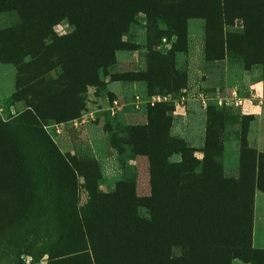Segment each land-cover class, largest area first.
<instances>
[{"label": "rangeland", "instance_id": "rangeland-1", "mask_svg": "<svg viewBox=\"0 0 264 264\" xmlns=\"http://www.w3.org/2000/svg\"><path fill=\"white\" fill-rule=\"evenodd\" d=\"M224 2L0 0V264H264V0Z\"/></svg>", "mask_w": 264, "mask_h": 264}, {"label": "built area", "instance_id": "built-area-1", "mask_svg": "<svg viewBox=\"0 0 264 264\" xmlns=\"http://www.w3.org/2000/svg\"><path fill=\"white\" fill-rule=\"evenodd\" d=\"M250 99L257 101L259 105L264 102V89H263V81H260V87L253 88L250 91ZM183 99V98H182ZM199 101L204 107L208 105V102H213L218 107H233V108H242L245 104V100L243 97L240 96L239 91L234 89L230 91L228 97H216L214 99L208 98L206 95L199 93L196 95L195 98ZM154 101H161L158 97Z\"/></svg>", "mask_w": 264, "mask_h": 264}, {"label": "trees", "instance_id": "trees-1", "mask_svg": "<svg viewBox=\"0 0 264 264\" xmlns=\"http://www.w3.org/2000/svg\"><path fill=\"white\" fill-rule=\"evenodd\" d=\"M224 0H220V8L222 11H224ZM262 53H263V60H264V47L262 49ZM264 62V61H263ZM262 73H263V78H262V81H263V89H264V63H262ZM264 155V154H263ZM258 172V168L256 167V174ZM254 174V173H253ZM255 180V186L256 185V179H253V181ZM255 190H257V188H255ZM254 189L252 191V194H251V197L253 199V195H254ZM206 219L208 218V216L205 217ZM233 221L231 222H225V239L226 240H229V246L230 248L227 249V250H224V257L227 258V260H229V262H231L233 259H237V256H235L236 252L238 251V249H240V253H248L249 252V245L251 246V238L247 237L244 233V235H242L243 233H241L240 235H237V236H232V231L234 230V224H232ZM227 231L229 234H227ZM227 234V235H226ZM232 239H235V242L231 241ZM246 239H249V240H246ZM257 252H254V251H251L250 254L254 255L256 254ZM257 254H260V253H257ZM230 264V263H229Z\"/></svg>", "mask_w": 264, "mask_h": 264}, {"label": "crops", "instance_id": "crops-1", "mask_svg": "<svg viewBox=\"0 0 264 264\" xmlns=\"http://www.w3.org/2000/svg\"><path fill=\"white\" fill-rule=\"evenodd\" d=\"M258 84L256 86H259L260 87V83H258ZM260 106L261 105H259V104L258 105H255L254 108H257V109H254V111L251 112V113H254L255 114V118H256L255 123H258L259 122V124L256 125V127L259 126V130H254L253 127H254L255 123H253L251 125V127H250V131L248 132V135L247 136H248V140H249V144H250V137H249L250 134H252L254 132L256 133V137L257 138H256V145H255L254 148L257 149V152H259L261 154H264V123L261 125V123L259 121L260 116L263 114L262 111H261V109H260ZM259 193H261V192L256 191L255 194H254V198H255L254 212L256 211V200H257V197L260 195ZM257 244H259L258 238L253 237L252 238V245H253V247L257 246ZM235 261H237V260H233L231 264H234Z\"/></svg>", "mask_w": 264, "mask_h": 264}]
</instances>
